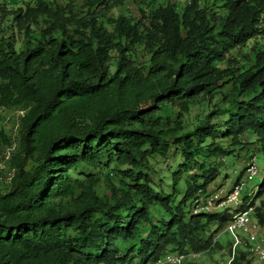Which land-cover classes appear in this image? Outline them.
<instances>
[{
	"label": "trees",
	"instance_id": "16d2710c",
	"mask_svg": "<svg viewBox=\"0 0 264 264\" xmlns=\"http://www.w3.org/2000/svg\"><path fill=\"white\" fill-rule=\"evenodd\" d=\"M31 1L0 5L22 33L0 31V109L21 113L18 141L1 134L13 174L0 187V264H155L221 250L215 235L235 214L264 227V0L166 1L139 17H114L121 0ZM207 98L219 104L190 128ZM249 147L262 175L234 213H195L215 163ZM101 176L119 183L108 196Z\"/></svg>",
	"mask_w": 264,
	"mask_h": 264
},
{
	"label": "rangeland",
	"instance_id": "374dc122",
	"mask_svg": "<svg viewBox=\"0 0 264 264\" xmlns=\"http://www.w3.org/2000/svg\"><path fill=\"white\" fill-rule=\"evenodd\" d=\"M66 0L58 1L59 4H62ZM82 0H77L78 5H82ZM119 1V0H118ZM166 1H171L172 3H176L178 10L181 11L187 3V0H121V6H115L112 9V14L114 17L126 10V12L132 13L136 17H139V8H144L146 6H156L159 4H163ZM203 0L202 6L205 4ZM208 8L211 11L215 10V0H206ZM0 0V5L6 3L7 10L12 12L19 7H24L26 3L32 2L31 0ZM6 25L9 30L8 33L3 34L2 27ZM264 29V24H263ZM0 31L1 34L4 36H8L10 31H13L17 37L21 36L22 33H17L18 30L15 29V25L13 26L12 18H4L0 21ZM234 56H236V52H232ZM146 59L148 57H145ZM244 61H242L243 63ZM241 63V64H242ZM247 67L253 65V59L251 58L250 61L247 62ZM219 104L218 99H213L210 101L208 98L204 99L202 102H198L190 107V113L185 117L186 121H188L189 126H191L196 122V116L198 114H209L212 113L215 109V105ZM165 115H169V111H166ZM21 113L14 110H3L0 109V187H6L10 183L12 178L13 171L8 169L7 164L5 163L9 149L3 143L1 139L2 136L11 139L14 142L18 141V125H19V117ZM175 116H171L170 120H174ZM247 140V138H245ZM223 142V143H220ZM216 144H221L222 147H228L231 143V140H218L215 142ZM233 155L227 161L223 162L219 159V162L215 164L219 168V174L217 175L216 181L212 182L209 186V194L211 196L207 197L206 203L211 204V208L205 212H219L221 208L226 206H230L231 214L237 209L240 201L242 200L241 197L244 196V192L247 190L250 191L251 187L253 186V179H259L261 177V171L256 165V157L260 155V153H256L252 151L251 147L247 148H236L233 149ZM5 158V159H4ZM166 161L161 159H150L149 165L152 167H156L157 170L163 168L162 165L165 164ZM221 164V165H218ZM128 167H120L117 169L119 170H127ZM154 180L156 179L153 176ZM231 178H233L231 180ZM234 179L236 180L234 188L232 191L231 188L233 187ZM110 184L118 185V181L113 179L112 181L105 179L101 176L100 182L96 186V193L99 196H108L109 195V188ZM255 190V189H254ZM262 200H264V195L262 196ZM199 207V209L195 213H199L200 211H204ZM249 218L257 228L256 230V243L258 246L264 249V227L257 226L255 220L252 216V211L248 212ZM236 215V214H235ZM238 237L240 245L235 249V253L232 255V247L234 242V237ZM216 241L221 245V250H213L211 253L200 254L197 259L194 261L189 262L188 264H231L232 257H238L241 253L248 254V259L251 260L254 264H264L256 258L250 252V247L252 246L249 244V235L242 233V232H235L234 235L231 234L226 228L222 229L215 235Z\"/></svg>",
	"mask_w": 264,
	"mask_h": 264
},
{
	"label": "built area",
	"instance_id": "2783aa9c",
	"mask_svg": "<svg viewBox=\"0 0 264 264\" xmlns=\"http://www.w3.org/2000/svg\"><path fill=\"white\" fill-rule=\"evenodd\" d=\"M211 208V204H207L202 207V210H208ZM200 210V209H199ZM197 211V210H196ZM256 226L252 224L251 219L249 218L248 212H243L233 216L230 225L227 228L231 234L234 235L235 232H242L249 235V244L250 252L254 254L259 261L264 262V249L257 245L256 243ZM234 237L232 255L235 252V249L240 245L238 237ZM200 254H166L163 258L158 260L155 264H187L191 261L197 259Z\"/></svg>",
	"mask_w": 264,
	"mask_h": 264
}]
</instances>
